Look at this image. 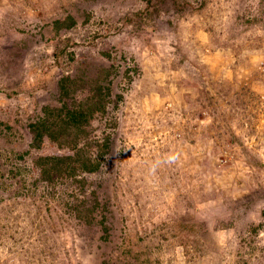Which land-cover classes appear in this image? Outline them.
Masks as SVG:
<instances>
[{
  "label": "rangeland",
  "instance_id": "obj_1",
  "mask_svg": "<svg viewBox=\"0 0 264 264\" xmlns=\"http://www.w3.org/2000/svg\"><path fill=\"white\" fill-rule=\"evenodd\" d=\"M0 264H264V0H0Z\"/></svg>",
  "mask_w": 264,
  "mask_h": 264
},
{
  "label": "trees",
  "instance_id": "obj_2",
  "mask_svg": "<svg viewBox=\"0 0 264 264\" xmlns=\"http://www.w3.org/2000/svg\"><path fill=\"white\" fill-rule=\"evenodd\" d=\"M66 78H65V86L63 85V87L65 88V92H66ZM67 93V92H66ZM65 93V94H66ZM99 111L102 110L103 108H96ZM45 113L47 114V117L45 116L44 118H42L39 122V125L37 124H32L31 128H33V130L37 131V138H39L41 140L43 134L41 133V131L39 130V128L44 127L45 128V133L49 136L50 139L52 140H56L57 137L55 136V129H57L59 127V125H62L61 122H57L56 120H54L53 116H58L60 113H56L50 109H45ZM54 113V114H53ZM53 114V115H52ZM83 112L79 111V110H72V111H67L66 115H65V123L68 125H74L77 128L82 127V119H84L85 117L83 116ZM67 125H65L66 128ZM91 164V163H90ZM85 170L87 171H94L95 169L98 168V165H90L89 166H85ZM89 167V168H88Z\"/></svg>",
  "mask_w": 264,
  "mask_h": 264
}]
</instances>
